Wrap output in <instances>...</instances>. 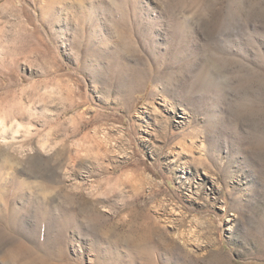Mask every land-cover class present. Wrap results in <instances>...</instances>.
<instances>
[{
  "label": "rangeland",
  "instance_id": "1",
  "mask_svg": "<svg viewBox=\"0 0 264 264\" xmlns=\"http://www.w3.org/2000/svg\"><path fill=\"white\" fill-rule=\"evenodd\" d=\"M0 264H264V0H0Z\"/></svg>",
  "mask_w": 264,
  "mask_h": 264
},
{
  "label": "bare ground",
  "instance_id": "2",
  "mask_svg": "<svg viewBox=\"0 0 264 264\" xmlns=\"http://www.w3.org/2000/svg\"><path fill=\"white\" fill-rule=\"evenodd\" d=\"M2 232V231H1ZM2 257H3V255H2Z\"/></svg>",
  "mask_w": 264,
  "mask_h": 264
}]
</instances>
